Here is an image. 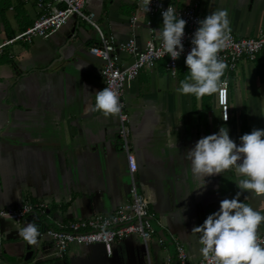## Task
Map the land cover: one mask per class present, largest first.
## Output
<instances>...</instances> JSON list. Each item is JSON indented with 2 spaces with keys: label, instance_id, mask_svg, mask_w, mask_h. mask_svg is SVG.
<instances>
[{
  "label": "crops",
  "instance_id": "crops-1",
  "mask_svg": "<svg viewBox=\"0 0 264 264\" xmlns=\"http://www.w3.org/2000/svg\"><path fill=\"white\" fill-rule=\"evenodd\" d=\"M166 1L195 3L205 16L227 10L235 37H253L264 28V0ZM85 8L117 42L133 35L141 47L148 39L143 14L132 27L128 23L135 0H86ZM37 12L31 0H0V42L28 26ZM152 23L157 39L163 17H153ZM95 38L93 28L71 17L45 38L13 42L0 50V207L23 199L48 204L43 214L19 224L0 218V264L54 260L49 256L51 244L40 239L46 226L58 228L72 219L109 213L128 199L118 116L105 117L95 110L102 61L87 51ZM118 55L121 63L128 62L126 53ZM184 59L177 60L175 77L167 74L161 59L154 69L141 70L124 85L134 177L154 212L155 233L145 242L135 235L115 240L109 253L99 242L71 244L58 258L60 264H165L167 258L177 264L175 241L184 246L190 261L203 256L193 227L218 211L221 200L233 198L239 191L236 181L243 177L233 167L206 176L205 186L199 187L184 153L220 127L228 129L237 145L243 134L264 129V48L254 60H241L227 73V121L221 120L215 93L202 107L201 97L177 92L188 75ZM239 199L264 214V197L243 192ZM35 217L40 220L39 253L23 262L26 241L18 229L35 223ZM159 229L166 238L158 235ZM262 232L264 223L258 228V234Z\"/></svg>",
  "mask_w": 264,
  "mask_h": 264
},
{
  "label": "built area",
  "instance_id": "built-area-1",
  "mask_svg": "<svg viewBox=\"0 0 264 264\" xmlns=\"http://www.w3.org/2000/svg\"><path fill=\"white\" fill-rule=\"evenodd\" d=\"M22 3L30 0H18ZM38 12L32 22L23 30L13 34L0 42V50L3 46L13 42L29 43L34 38H45L49 33L58 30L66 24L68 19L74 17L76 21L88 24L94 29L96 38L87 47L90 55L102 61L99 71L102 78L101 90L105 87L115 91L122 105L121 113L118 115L117 137L120 148L124 152L129 182L127 187L128 199L118 204L109 213H95L85 218L72 219L58 228L46 226L43 233L47 235L51 244L49 256L62 258L71 244L88 245L99 242L103 245L106 253L110 251V244L130 235H135L143 242L150 239L155 233L154 212L148 208V201L137 185L134 172L136 162L133 153L129 150V129L126 126L127 116L124 112L123 92L126 82L136 78L141 70H152L157 62L164 59V68L170 77L176 76L177 60L186 58L191 50V39L194 32L199 27V20L206 16L197 10L195 3L181 6L175 2L166 0H135V8L128 18V23L132 27L138 20V14H143L146 18L144 24L147 28L148 39L143 46L139 47L133 35L124 41H115L112 35L104 33L94 18V12L85 8L86 0H31ZM169 6L176 10L177 15L187 21L185 34L182 38L184 51L180 57L173 60L167 53L163 54L161 41L155 38V28L152 18L162 17V12ZM226 46L219 52V58L226 62L227 68L221 78L225 85L222 89L223 96L216 95V103L219 107L222 121L227 109V73L233 71L241 60H254L255 56L264 48V28L258 30L253 37H235L232 31L228 33ZM119 52L129 56L127 63H121ZM228 114V111H227ZM48 208V204L42 201L21 200L17 205L0 207V218H8L15 223H22L26 218L33 215H41ZM261 242H264V232L258 234ZM158 243H162L160 237ZM174 251L177 264H208L202 256L194 261H190L184 246L174 242ZM170 259L165 260V264H170Z\"/></svg>",
  "mask_w": 264,
  "mask_h": 264
},
{
  "label": "clouds",
  "instance_id": "clouds-1",
  "mask_svg": "<svg viewBox=\"0 0 264 264\" xmlns=\"http://www.w3.org/2000/svg\"><path fill=\"white\" fill-rule=\"evenodd\" d=\"M151 0H148L147 7ZM163 27L157 31L163 54L176 60L184 51L182 38L187 21L180 18L169 6L162 12ZM191 39V50L185 58L188 75L177 88L183 95L203 97L219 93L225 85L221 82L227 64L219 58L230 33V21L225 9L212 11L202 20ZM163 83V82H161ZM122 105L118 94L109 87L96 92L95 110L105 117L118 116ZM227 121V109L223 116ZM237 145L226 127L217 133L200 138L195 146L184 153L191 162V171L205 186V177L223 173L233 167L242 179L236 181L239 189L231 199L220 201L219 210L208 215L203 224L192 232L199 233L200 251L208 264H264V242L258 237V228L264 223V214L240 201L243 192L264 197V129H253L243 134ZM182 211V210H181ZM181 222L184 217L181 215ZM19 235L30 245L38 242L39 225L28 222L18 229Z\"/></svg>",
  "mask_w": 264,
  "mask_h": 264
},
{
  "label": "water",
  "instance_id": "water-1",
  "mask_svg": "<svg viewBox=\"0 0 264 264\" xmlns=\"http://www.w3.org/2000/svg\"><path fill=\"white\" fill-rule=\"evenodd\" d=\"M33 216H36V215H33ZM26 219H30V217H28ZM34 221L36 224H39V222H40V220L37 217H35ZM158 235L163 237V238H166V236H164V234L161 232L160 229L158 230ZM26 250L27 251L23 256V262H27L28 260H30L32 258V256H35L39 253L37 244L30 245L26 242Z\"/></svg>",
  "mask_w": 264,
  "mask_h": 264
},
{
  "label": "rangeland",
  "instance_id": "rangeland-1",
  "mask_svg": "<svg viewBox=\"0 0 264 264\" xmlns=\"http://www.w3.org/2000/svg\"><path fill=\"white\" fill-rule=\"evenodd\" d=\"M152 224H153V226H155V224H154V222L152 221ZM42 241H48V237H47V235H45L43 232H42V234H41V238H40ZM32 259H33V256H32ZM31 261V260H30ZM54 263V262H56L57 264H60V261H59V259H54V260H52V261H50V262H46V264H50V263Z\"/></svg>",
  "mask_w": 264,
  "mask_h": 264
},
{
  "label": "trees",
  "instance_id": "trees-1",
  "mask_svg": "<svg viewBox=\"0 0 264 264\" xmlns=\"http://www.w3.org/2000/svg\"><path fill=\"white\" fill-rule=\"evenodd\" d=\"M185 60V59H184ZM4 61V59L0 58V62ZM210 95H205L202 98V102H201V106L205 107L208 103V99H209Z\"/></svg>",
  "mask_w": 264,
  "mask_h": 264
},
{
  "label": "flooded vegetation",
  "instance_id": "flooded-vegetation-1",
  "mask_svg": "<svg viewBox=\"0 0 264 264\" xmlns=\"http://www.w3.org/2000/svg\"><path fill=\"white\" fill-rule=\"evenodd\" d=\"M52 258H54V259H58V258H55V257H52Z\"/></svg>",
  "mask_w": 264,
  "mask_h": 264
}]
</instances>
